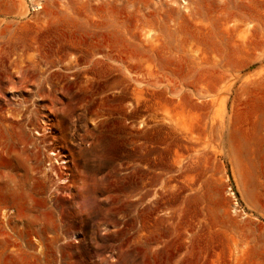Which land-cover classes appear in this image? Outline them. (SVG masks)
I'll use <instances>...</instances> for the list:
<instances>
[{"label": "rangeland", "instance_id": "obj_1", "mask_svg": "<svg viewBox=\"0 0 264 264\" xmlns=\"http://www.w3.org/2000/svg\"><path fill=\"white\" fill-rule=\"evenodd\" d=\"M0 264H264V0H0Z\"/></svg>", "mask_w": 264, "mask_h": 264}, {"label": "bare ground", "instance_id": "obj_2", "mask_svg": "<svg viewBox=\"0 0 264 264\" xmlns=\"http://www.w3.org/2000/svg\"><path fill=\"white\" fill-rule=\"evenodd\" d=\"M38 5H39V4L35 5V7L37 8ZM37 9H40V8H37Z\"/></svg>", "mask_w": 264, "mask_h": 264}]
</instances>
